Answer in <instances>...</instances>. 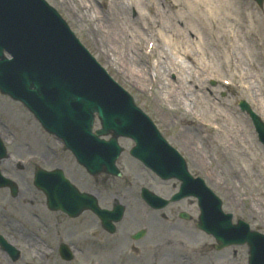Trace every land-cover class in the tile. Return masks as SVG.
<instances>
[{
    "label": "flooded vegetation",
    "instance_id": "flooded-vegetation-1",
    "mask_svg": "<svg viewBox=\"0 0 264 264\" xmlns=\"http://www.w3.org/2000/svg\"><path fill=\"white\" fill-rule=\"evenodd\" d=\"M14 124L17 130L10 133L0 119V142L7 150L0 170L17 185L14 194L0 186V264H199V256L222 252L213 239L206 242L210 236L198 227V199H174L179 180L159 178L131 156L126 158L130 165L140 167L130 171L133 178L106 171L93 175L69 151L49 146L43 132H38L41 143L35 146L28 137L20 138ZM16 158L22 163L11 162ZM199 165L192 159L194 177H200ZM120 167L127 170L122 163ZM40 169L37 188L33 175ZM53 169L60 174L44 172ZM79 193L86 194L84 203H78Z\"/></svg>",
    "mask_w": 264,
    "mask_h": 264
},
{
    "label": "rangeland",
    "instance_id": "rangeland-1",
    "mask_svg": "<svg viewBox=\"0 0 264 264\" xmlns=\"http://www.w3.org/2000/svg\"><path fill=\"white\" fill-rule=\"evenodd\" d=\"M47 1L59 10L80 41L105 67L109 74L131 93L136 104L151 116L171 143L181 149L183 148L182 150H184L188 141L193 143V147L197 152H200L202 161H204L202 171L206 183L223 200L232 197V195L236 198V204H232L227 209L234 214L239 213L241 218L250 224V228L253 229L256 225V229L264 233V146L258 141L249 116L241 111L237 105L239 100L243 99L264 118V102H262L264 94L257 92V95H255L247 89L250 73L253 72L254 75V70L249 73L246 70L247 66H243L247 72V80L241 79L240 76L239 78L233 76L234 72L237 74L238 72L231 67V71H229L226 57L224 58L216 48L211 34L207 33V36L205 33L204 26L207 20L203 21L202 19V15L206 19L204 8L195 6L196 8L191 13L188 7H185L180 9L182 11L180 12L174 5V0H151L154 2L153 7L150 5V0H141V5L138 6L137 3L133 7L128 3L131 0H126L129 9L128 23L126 24L120 18H114L107 1L68 0V4L73 6L70 9H65L68 4L65 5L63 0ZM236 1L235 11L233 13L225 11V14H219V20L215 18L216 23L226 27L231 22L236 21L239 25L241 24V28L237 29H240V34H242L243 26L249 21L248 15L251 12L256 13L260 21L264 22V0L262 6H259L254 0ZM78 4L81 7L83 4L90 7L87 6L88 10L86 11L84 6L85 11H83V8ZM207 8L210 9V6L207 5ZM112 10L114 11V7ZM210 11H213L214 16L217 17L218 10L213 7L208 12L210 13ZM82 12H86L83 20L81 19L83 18ZM97 17H100L101 20L96 21L95 18ZM92 20L95 24L98 23L99 26L101 24L108 26L109 24L113 30L118 25L121 28L125 27L128 31V34L125 35L127 37L125 38L124 34H118L119 39L124 40L120 43L125 44V48L129 50L131 55L128 61L124 60L125 62L122 63L114 59L110 51V45L105 38L102 39L100 33L93 32L89 28V23ZM138 23L143 25L141 35L145 41L142 42L138 38L131 41L132 37L139 32V29L137 30ZM100 27L103 34L105 27ZM173 27H176V32L181 37L176 39L173 36ZM262 27L261 30L264 35V26ZM185 34L191 40V43L188 42L190 44L188 49L192 52V56L189 54L186 57L181 52V43H183L185 49L187 48L185 46L186 41L182 39ZM148 43L150 45L153 43V46L157 47L153 54L149 53ZM168 44L175 46L176 56L183 58L185 63L188 64L189 69L182 74L183 76H181L177 66H169L167 62L169 59L164 57L165 54L163 55L162 51L168 50ZM196 53L198 57L204 60L201 65L196 59ZM136 55L142 57L144 70L148 68V72L152 77L155 72L161 77V84H164L167 78L175 86L186 88L188 94H194L188 98L189 101L191 100V107L181 109L182 112L186 110L185 115L187 117L183 116L181 118L174 111L169 112L168 108L163 109L155 106L154 93L163 94L165 89L161 88V84H159L160 89H152L151 87H145L146 82L141 86L137 83V79L133 74ZM165 61L168 66L163 63ZM225 61L228 67L223 64ZM263 61V59L260 60L262 63ZM259 66L261 65L259 64ZM188 72H190V77L185 80L184 76ZM212 81L215 83L212 84ZM177 106V103L167 101V107L174 108ZM20 109L31 117L24 108L21 107ZM0 119H3L9 126V132L12 133L16 128L14 122L1 111ZM10 122H12V125ZM198 122L201 123V126L196 127ZM196 128L198 129L196 130ZM46 138L53 146H56L51 137L46 136ZM119 143L123 146L124 151L117 164L120 167V163H122L124 168L126 167L127 171L123 170V177L126 178V175L130 171L134 172L135 169L130 165L129 159H126L130 157L128 151L132 142L126 138H119ZM18 144L23 149V141H19ZM241 199L243 205L240 202ZM235 218L237 217L235 216ZM211 239V237L210 241L207 239L208 242H211ZM226 247L223 248L220 254L215 253L212 258H209L208 255L205 257L201 255L197 258V261L199 264H247L248 255L245 247ZM234 250L237 253L236 259H232L229 255Z\"/></svg>",
    "mask_w": 264,
    "mask_h": 264
},
{
    "label": "water",
    "instance_id": "water-1",
    "mask_svg": "<svg viewBox=\"0 0 264 264\" xmlns=\"http://www.w3.org/2000/svg\"><path fill=\"white\" fill-rule=\"evenodd\" d=\"M4 49L12 55L11 60L3 57ZM0 89L25 102L51 132H56L57 125L66 117L60 111L62 100L67 104L74 101L79 107L87 98H93L103 102L101 104L107 109L120 107L124 116L120 122L123 128L129 127V117L132 115L133 118L138 111L132 98L108 79L55 13L43 7L40 0H0ZM40 89L45 91L46 98ZM39 105L45 106L44 114ZM240 105L242 109L247 108L244 102ZM108 113L111 118L112 113ZM252 116L264 142V125ZM70 117L78 125L83 122L77 111H72ZM71 131L78 135L82 127H73ZM118 152L119 148H116L110 156V167ZM244 229L247 226L243 224L234 228L237 233ZM261 239L255 232H248L244 237L250 247L249 264H262L264 251L261 255L260 251L264 242Z\"/></svg>",
    "mask_w": 264,
    "mask_h": 264
},
{
    "label": "bare ground",
    "instance_id": "bare-ground-1",
    "mask_svg": "<svg viewBox=\"0 0 264 264\" xmlns=\"http://www.w3.org/2000/svg\"><path fill=\"white\" fill-rule=\"evenodd\" d=\"M128 1L126 0H111V4L114 6V11L111 10L112 15L114 18H120L124 23H128V7L127 4L130 3V5L133 7L138 3V6L141 5V0H131L127 3ZM150 5L153 7L154 2L150 0ZM174 5L178 8V11L182 12L180 9L188 7V10L193 11L194 8L199 7V8H204L206 12V19L202 15L203 21L207 20V23L204 26L205 33L207 35L211 34L213 43H215L216 48L218 51L221 53V55L226 57L227 62L225 61L223 64H225L228 68L229 71H231V68L235 70L237 73H233V76H236L239 78H242L246 76V71L244 70L245 67L247 66L246 70L250 71L254 70V75L250 73V79L248 81V90L257 95V92L263 93L264 94V61L263 63L260 62L261 59L264 60V35L263 31L261 28L264 26V22L260 21V18L256 13L251 12L248 15L249 21L243 26V31L242 34H240V29L241 24L239 25L236 21L231 22L228 24L226 27L222 24L216 23V19L219 20L218 15H223L225 14V11H229V13H233L234 7L237 5L236 0H174ZM79 5V4H78ZM207 5L210 6V9L214 7L215 10H218L217 17L214 16L213 11L208 12L210 9L207 8ZM81 7V5H79ZM85 6L86 11L88 10L89 5L83 4L81 8ZM88 6V7H87ZM196 6V7H195ZM72 5H68L65 7V9H70L72 8ZM78 8V7H77ZM113 8V7H111ZM83 8V11H85ZM81 11V10H80ZM224 12V13H223ZM85 13L82 12L83 18H85ZM98 21V19L96 20ZM89 28L96 33L101 34V38H105L106 42L109 43L110 45V51L112 52L114 59H117L118 61L122 62L128 61V59L131 57L129 50L125 48L124 43H120V41H124L123 39L120 40V36L118 33H121L124 36L128 34V31L125 29V27L121 28L120 25L113 30L111 26H106V25H100L103 28L105 27V32L102 34V28L99 26V24H95V22L91 21ZM238 24V25H237ZM166 26V25H165ZM142 28L143 25L138 23L137 30L139 29V32H137V35H134L132 37L131 41H134V39H137L139 41H145V39L142 37ZM165 29V27H164ZM174 32H172L173 36L176 37H181L178 32H176V27H173ZM189 31V30H188ZM208 36V35H207ZM127 36H125L126 38ZM242 37V38H241ZM118 38V39H117ZM185 46L187 47L186 49L183 47V43H181V52H183L186 55H193L192 52L188 49V42L191 43V40L186 37V34L184 36ZM147 41V40H146ZM137 44V41L135 42ZM123 44V45H122ZM123 47V48H122ZM156 47L151 48V53L153 54L156 51ZM188 49V51H187ZM175 46H170L168 44V50L162 51L163 55L165 54V58L169 59L167 62L169 63V66H177L179 72L184 74L187 72L189 69L188 64L185 63L183 58L177 57L175 53ZM108 53V52H106ZM182 53V54H183ZM197 61L201 63L204 62V60L200 57H198L197 53L195 54ZM124 61V62H125ZM259 61V62H258ZM134 64V77L137 79V83L141 86V84H144L146 82L145 87L148 88H159V84H161V77L155 72L153 77L149 74L148 68L147 70H144L143 67V59L140 55H136V60ZM167 62H163L164 64L167 65ZM222 64V65H223ZM259 64L261 66H259ZM238 66V69H237ZM146 67V66H145ZM231 67V68H230ZM263 67V68H262ZM232 70V71H233ZM238 70V71H237ZM170 71V69H168ZM189 73L184 76V79L190 77ZM180 79V78H179ZM199 85L201 83H198ZM259 85V86H258ZM262 85V86H260ZM144 87V85H143ZM161 88L165 89V92L163 94L161 93H154L153 99L156 100V107L158 108H163L170 110L169 112H175L179 117L186 116V110L184 112L181 111V109L184 108H190L191 104L188 98L192 97L194 94H188L187 89L184 87H179L175 86L174 83L167 78L165 79V83L161 84ZM167 89V90H166ZM160 91V90H159ZM262 99V98H261ZM167 101H170L171 103H177V107H167ZM188 101V102H187ZM264 102V98L262 100ZM261 102V103H262ZM0 110L4 111L5 115L11 119L14 123L17 124L19 127V131L21 132L19 136H21V139L29 138L35 146H39L41 143L40 139L37 138V134L39 132L38 128L36 125H34L28 115L24 113L18 105L15 103H12L8 99H6L3 96H0ZM187 117V116H186ZM215 117V116H214ZM201 126V123L198 122L196 123V127ZM198 128H196L197 130ZM21 149L16 147V152H20ZM46 152V159L49 161L51 160L52 156L48 153V150L45 149ZM8 165L10 164V161L6 160ZM134 168L135 171L139 170V165L138 163H133L131 164ZM22 200L25 202V199L22 194ZM30 219V218H29ZM29 241H32V239H28Z\"/></svg>",
    "mask_w": 264,
    "mask_h": 264
}]
</instances>
